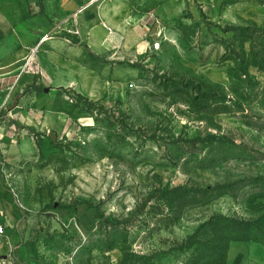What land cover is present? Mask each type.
Here are the masks:
<instances>
[{
    "label": "rangeland",
    "instance_id": "obj_1",
    "mask_svg": "<svg viewBox=\"0 0 264 264\" xmlns=\"http://www.w3.org/2000/svg\"><path fill=\"white\" fill-rule=\"evenodd\" d=\"M164 28L123 56L139 74L121 100L1 81L2 131L38 126L0 139V255L16 229L31 264H229L233 238L264 243V17Z\"/></svg>",
    "mask_w": 264,
    "mask_h": 264
},
{
    "label": "crops",
    "instance_id": "obj_2",
    "mask_svg": "<svg viewBox=\"0 0 264 264\" xmlns=\"http://www.w3.org/2000/svg\"><path fill=\"white\" fill-rule=\"evenodd\" d=\"M200 12L212 21L254 23L264 17V4L259 0H0V33L9 54L5 57L0 52V92L4 90V79H18L22 90L35 78V85L71 88L91 102L121 100L139 74L136 65L124 64L123 56L144 54L156 40L157 31L184 14L195 17ZM150 16L156 17L157 22L153 23ZM51 31L58 35L41 43L39 47L45 42L47 45L41 55L35 56L39 72L18 73L21 60L27 55L24 49L36 47V40ZM7 36L13 41L9 43ZM16 47L22 50H15ZM85 51L91 57L88 61L83 60ZM67 62L79 65V70L72 71L78 81L63 79L65 75L61 73L72 69L65 65ZM58 76L61 82L53 85ZM4 126L5 123L0 125V139L15 141L22 134L33 140L28 130L38 125L26 122L19 125L17 133L2 131ZM9 213L6 207L4 232L14 227ZM11 234L8 248L0 257L11 254L19 262L31 264L26 251H20L21 235L17 229ZM226 257L229 264H264V243L231 241Z\"/></svg>",
    "mask_w": 264,
    "mask_h": 264
},
{
    "label": "built area",
    "instance_id": "obj_3",
    "mask_svg": "<svg viewBox=\"0 0 264 264\" xmlns=\"http://www.w3.org/2000/svg\"><path fill=\"white\" fill-rule=\"evenodd\" d=\"M52 36L47 34H44L41 36L37 42L36 47L29 49L28 54L24 58V64L22 66L21 72L23 73H33L37 74L39 72V68L35 63V53L37 51V47L40 46L41 43H43L45 40L51 38ZM4 226L0 224V235L4 234ZM0 264H23L19 262L17 259H15L11 254L4 255L0 257Z\"/></svg>",
    "mask_w": 264,
    "mask_h": 264
},
{
    "label": "trees",
    "instance_id": "obj_4",
    "mask_svg": "<svg viewBox=\"0 0 264 264\" xmlns=\"http://www.w3.org/2000/svg\"><path fill=\"white\" fill-rule=\"evenodd\" d=\"M234 224V228L235 230H241L242 226L246 225L244 222H233ZM236 240H248V238H242V239H237V238H233V241H236Z\"/></svg>",
    "mask_w": 264,
    "mask_h": 264
},
{
    "label": "water",
    "instance_id": "obj_5",
    "mask_svg": "<svg viewBox=\"0 0 264 264\" xmlns=\"http://www.w3.org/2000/svg\"><path fill=\"white\" fill-rule=\"evenodd\" d=\"M45 91H47V89H45ZM51 137H53V136L51 135Z\"/></svg>",
    "mask_w": 264,
    "mask_h": 264
}]
</instances>
